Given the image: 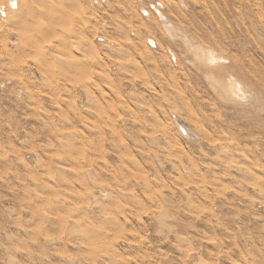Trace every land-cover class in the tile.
I'll return each instance as SVG.
<instances>
[{"label": "rangeland", "instance_id": "obj_1", "mask_svg": "<svg viewBox=\"0 0 264 264\" xmlns=\"http://www.w3.org/2000/svg\"><path fill=\"white\" fill-rule=\"evenodd\" d=\"M11 1L0 264H264V109L188 52L218 44L264 105V0Z\"/></svg>", "mask_w": 264, "mask_h": 264}, {"label": "bare ground", "instance_id": "obj_2", "mask_svg": "<svg viewBox=\"0 0 264 264\" xmlns=\"http://www.w3.org/2000/svg\"><path fill=\"white\" fill-rule=\"evenodd\" d=\"M27 2H29V0ZM18 3H19L18 0H12L10 5H11V7L15 8L14 5H17V7H18V5H19ZM6 8H7V6H5V9ZM8 9H7V11H8ZM17 9H16V11H17ZM48 11H49L48 7H46L44 9V6H42L41 9L38 10V14L42 15V14L47 13ZM7 15L9 17V13ZM20 18H22V16H19L15 20L19 21ZM22 20H23V18H22ZM9 21H10V18H9ZM33 21H34V19H33ZM28 24H30V20H29V23L27 22V25ZM238 26H239V24H238ZM45 27H47V26H45ZM253 28L255 29V27H253ZM166 31H168V30H166ZM233 33H234V31H233ZM173 34H174V32H173ZM234 35H235V33H234ZM23 36H24V39L27 41L28 38L25 37V33ZM174 36L178 37L177 40H179V36L177 34H174L173 37ZM192 37H194V36L192 35L190 38V44L188 45L189 46L188 52H190L191 55H193L194 60H196L198 63H200L201 66L206 70V76L204 78L209 80V83H210V86L212 87V90H214V92L220 97V99H222L225 103H230L231 106H233L234 108H246L247 109L248 107H250L252 109L253 108L264 109V105L261 103V96L256 91L255 87L252 86L253 84L248 85L239 76L238 71L234 67L233 68L228 67V64L231 63V62H229L230 61L229 59H231V61H233L232 63H235L237 61H235L234 59L232 60V58H230L227 53L223 52L221 47L219 48L218 44L212 43V45H209V43H205L203 41H202V44H199V43H196L192 39ZM223 39H225V38H223ZM235 39H236V41L230 40L231 42L229 41V43H231L234 47H237V44L239 47L241 45L242 48L241 47L240 48L245 49L244 47L246 44L241 43L242 40L241 41L239 40L240 37L235 38ZM260 40H258V41H260ZM152 43L154 45H156L154 40L150 39L149 44H152ZM21 47H26V46L22 45ZM26 48H28V47H26ZM216 48H218L219 51ZM21 49H23V48H21ZM242 62H244V61H242ZM235 65H237V64H235ZM236 67L238 68V66H236ZM176 121H177V125L181 129L182 133L190 134V133H188V130H189L188 126L186 124H182L183 121L181 122L180 119L179 120L176 119ZM191 133L194 135L192 130H191ZM187 137H190V136L188 135Z\"/></svg>", "mask_w": 264, "mask_h": 264}, {"label": "snow or ice", "instance_id": "obj_3", "mask_svg": "<svg viewBox=\"0 0 264 264\" xmlns=\"http://www.w3.org/2000/svg\"><path fill=\"white\" fill-rule=\"evenodd\" d=\"M15 6V5H14Z\"/></svg>", "mask_w": 264, "mask_h": 264}]
</instances>
